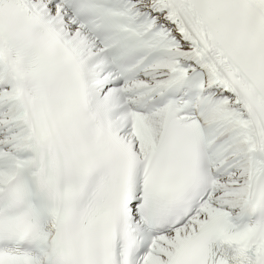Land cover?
I'll use <instances>...</instances> for the list:
<instances>
[{"label": "snow or ice", "instance_id": "obj_1", "mask_svg": "<svg viewBox=\"0 0 264 264\" xmlns=\"http://www.w3.org/2000/svg\"><path fill=\"white\" fill-rule=\"evenodd\" d=\"M0 264H264V0H0Z\"/></svg>", "mask_w": 264, "mask_h": 264}]
</instances>
